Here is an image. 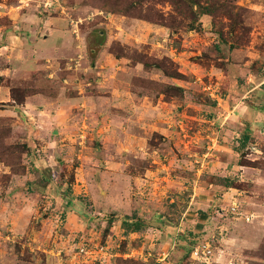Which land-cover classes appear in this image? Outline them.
<instances>
[{"label": "rangeland", "instance_id": "1", "mask_svg": "<svg viewBox=\"0 0 264 264\" xmlns=\"http://www.w3.org/2000/svg\"><path fill=\"white\" fill-rule=\"evenodd\" d=\"M1 86L0 264H264V0H0Z\"/></svg>", "mask_w": 264, "mask_h": 264}, {"label": "built area", "instance_id": "2", "mask_svg": "<svg viewBox=\"0 0 264 264\" xmlns=\"http://www.w3.org/2000/svg\"><path fill=\"white\" fill-rule=\"evenodd\" d=\"M103 249V247H102ZM81 251L85 254H89L93 252L92 249H87L86 247H82ZM213 254L212 246L209 242H202L196 245L192 250V256L195 259H199L201 261L209 262V258Z\"/></svg>", "mask_w": 264, "mask_h": 264}, {"label": "crops", "instance_id": "3", "mask_svg": "<svg viewBox=\"0 0 264 264\" xmlns=\"http://www.w3.org/2000/svg\"><path fill=\"white\" fill-rule=\"evenodd\" d=\"M5 73V72H4ZM5 86H1L0 87V93L2 92V90L3 89H5L4 88ZM35 96H28L25 100H24V102L21 104V108H23L24 110L27 108V107H29L30 105H33V103H34V98ZM61 111H58V112H55V114L58 116L59 115V113H60ZM170 264H173V262H171Z\"/></svg>", "mask_w": 264, "mask_h": 264}, {"label": "trees", "instance_id": "4", "mask_svg": "<svg viewBox=\"0 0 264 264\" xmlns=\"http://www.w3.org/2000/svg\"><path fill=\"white\" fill-rule=\"evenodd\" d=\"M168 75H170V76H175V75H173V74H170V73H167ZM177 75L178 76H182L181 74H179V73H177Z\"/></svg>", "mask_w": 264, "mask_h": 264}]
</instances>
